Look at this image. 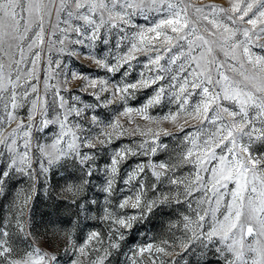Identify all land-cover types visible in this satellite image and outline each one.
Segmentation results:
<instances>
[{"label":"snow or ice","instance_id":"6c2138e0","mask_svg":"<svg viewBox=\"0 0 264 264\" xmlns=\"http://www.w3.org/2000/svg\"><path fill=\"white\" fill-rule=\"evenodd\" d=\"M76 46L111 74V87L108 77L52 59L53 51L76 55ZM138 53L147 75L127 82ZM69 77L83 79L96 103L73 95ZM116 104L110 121L95 111ZM157 108L168 111L151 115ZM126 135L130 143L101 166L100 151ZM136 157L144 159L121 175ZM61 170L75 179L52 186ZM21 181L27 188L2 206L0 264H60L33 231L37 184L76 217L73 227L112 225L106 238L92 230L82 244L64 230L65 264H179L174 252L186 264H264V0H0V198ZM173 213L168 239L126 246L138 226Z\"/></svg>","mask_w":264,"mask_h":264},{"label":"rangeland","instance_id":"374dc122","mask_svg":"<svg viewBox=\"0 0 264 264\" xmlns=\"http://www.w3.org/2000/svg\"><path fill=\"white\" fill-rule=\"evenodd\" d=\"M195 3H224V0H193ZM135 23L140 25H145L146 22L142 17H135ZM63 27V25H61ZM72 39H75V36H72ZM115 38L111 39V43L109 47H114ZM59 47V45H57ZM77 54L73 56L67 55V53H57L53 51L52 59H59L62 65H66L69 71H76L80 74V76L88 75L93 78L99 77H108L109 79V87H111L112 76L109 73H106L104 70L100 69L94 62L93 59L87 56L85 53L88 51L86 48H81L80 46H76ZM106 50V47L102 43H97L96 45V53L97 55L103 53ZM255 50V49H254ZM138 61H133V67L129 70L130 75L125 78L127 82H135L140 79V73L144 72L147 75V70L144 69L143 65L147 63V59L143 54H137ZM44 67H47V64L44 63ZM123 71V70H122ZM70 79L69 88L73 89L72 94L78 95L83 102V104H94L96 103L94 96L91 94L94 90L91 87H85V81L83 79ZM116 79H120V74H117ZM155 86H153L154 88ZM153 94L152 88L145 89L143 91L137 92V99L134 101H130L131 106L137 107L142 105L146 99ZM83 104L79 106H83ZM173 110H174V106ZM122 109L120 104L110 105L107 108H97L95 111L99 114L100 118L105 122L113 119L114 114L118 115L119 111ZM168 111V108H164L163 110L157 108L151 110V115H163ZM133 120L140 124L141 128H145L148 125L147 121H144L141 117L133 114ZM122 124L125 127H131L127 123L126 117H120ZM155 127L154 125H151ZM163 127L167 128L168 131L176 133L177 138L180 136L177 129L173 127L171 124L165 123ZM56 131L55 128L52 129V132ZM51 133H49L50 135ZM177 138L172 137H163L162 140L164 143L169 145V148H173L177 143ZM130 143V135H126L121 137L119 140H115L107 149L100 151V158L98 163L103 166L104 164L109 162V156L111 154L112 149L119 148L122 145H127ZM158 159H165L166 156H159ZM143 157H136L131 159L128 163L122 165L121 175H123L124 171L130 168L135 163H138ZM99 179L94 178V184H100L103 177L100 173L96 174ZM75 179L73 176H69L67 173L61 172L52 176L51 185H63L66 181H71ZM23 185L27 188V182L21 181L20 183H13V185L9 188V195L6 199L0 198V216L5 214V209L2 207L3 205H7V203L11 200L12 194L16 192V190ZM118 187H123L122 184H118ZM34 196V199L30 201L29 207L31 209V221L33 224V231L40 238H47V243L42 246L45 247L46 250L52 251L61 257L60 264H65V261L68 259V255L65 254V248L68 246L67 242L63 236V231L72 229L74 232L73 238L76 240L77 244H82L87 234L92 231H100L102 235L108 233L109 229L112 225L107 224L106 222H102L99 220L87 221L76 223L75 227L73 224L76 222V217L72 216L65 206L56 207L57 201H54L50 198V196L46 193L45 188L41 187L39 184L36 185L35 191L31 193ZM95 195V193H92ZM103 201L101 200V204ZM128 214H133L136 210L128 209L126 210ZM179 211H183L180 209ZM26 216L28 215V210H25ZM178 216L173 213L171 215H157L152 218L150 222H147L143 226H138V231L134 233V239H126L125 244L127 247H131L133 244H144L151 241L153 238H156L157 241L160 239H168V226L171 222H175L178 220ZM85 223L87 226L85 227ZM58 230V231H57ZM55 232V234H54ZM127 237L128 233L125 232ZM127 250V248H125ZM179 251V249H177ZM173 257L179 264H186V261L189 259L188 256L181 257L173 253ZM123 260L124 257H121Z\"/></svg>","mask_w":264,"mask_h":264}]
</instances>
